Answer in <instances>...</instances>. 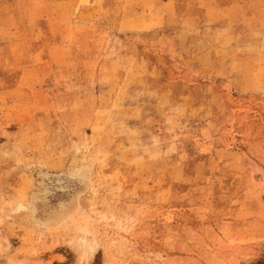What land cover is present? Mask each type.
<instances>
[{"label": "rangeland", "instance_id": "obj_1", "mask_svg": "<svg viewBox=\"0 0 264 264\" xmlns=\"http://www.w3.org/2000/svg\"><path fill=\"white\" fill-rule=\"evenodd\" d=\"M83 239L264 264V0H0V264Z\"/></svg>", "mask_w": 264, "mask_h": 264}, {"label": "bare ground", "instance_id": "obj_2", "mask_svg": "<svg viewBox=\"0 0 264 264\" xmlns=\"http://www.w3.org/2000/svg\"><path fill=\"white\" fill-rule=\"evenodd\" d=\"M47 179L49 177L47 176ZM67 187V181H64L63 183H59L57 185V189L62 190ZM53 208V207H52ZM54 218V217H53ZM95 244L90 245L89 243L86 242V240H80L77 246V250L79 251V256H80V261L81 264H86L85 262L94 255L95 253Z\"/></svg>", "mask_w": 264, "mask_h": 264}]
</instances>
